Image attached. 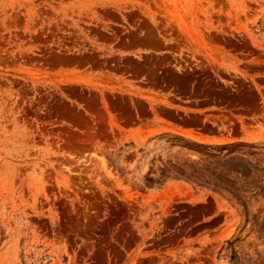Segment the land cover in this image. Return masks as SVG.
<instances>
[{"label": "rangeland", "instance_id": "rangeland-1", "mask_svg": "<svg viewBox=\"0 0 264 264\" xmlns=\"http://www.w3.org/2000/svg\"><path fill=\"white\" fill-rule=\"evenodd\" d=\"M0 264H264V0H0Z\"/></svg>", "mask_w": 264, "mask_h": 264}]
</instances>
